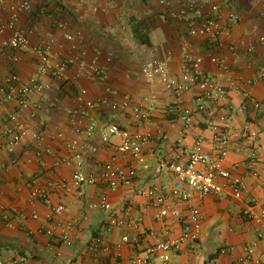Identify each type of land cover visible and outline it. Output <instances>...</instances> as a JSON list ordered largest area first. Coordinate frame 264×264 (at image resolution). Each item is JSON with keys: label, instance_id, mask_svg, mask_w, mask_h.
<instances>
[{"label": "crops", "instance_id": "crops-1", "mask_svg": "<svg viewBox=\"0 0 264 264\" xmlns=\"http://www.w3.org/2000/svg\"><path fill=\"white\" fill-rule=\"evenodd\" d=\"M21 1L0 0V89L14 74L23 82L29 80L40 59L34 49L42 41L51 43L50 52L57 61L68 60L70 65L62 78L45 79L43 90L28 98L27 108L20 113L28 122V135L12 152L0 148V214L7 209L11 216L9 222L0 216L1 256H27V264H100L102 259L118 264L138 253L136 247L122 242L124 229H103L108 216L105 211L90 208L99 200L103 185L84 186L81 197V190L72 184L75 168L60 164L67 154V141L74 139L73 128L97 121L99 128L118 124L151 135L144 149L147 165L139 168L135 191L120 188L108 195L116 208L129 209L133 218L142 220L145 230L159 232L166 223L155 220L150 200L138 189L146 185L170 190L173 176L162 166L176 159L179 141L187 149L201 141L205 150L217 157L216 137L221 130L229 131L224 167L244 178V195L236 199L227 187L222 197L212 195L202 202L195 199L203 214L202 235L194 248L175 256L171 264H240L249 247L256 249L260 264H264V243L251 221V215L264 209V0H208L191 12L190 17L201 22L211 15V6L217 5L216 16L223 25L232 15L237 17L230 35L216 43L189 35L187 21L177 15L178 1L184 0H170L169 7L160 0H27L30 11L21 9ZM16 30L27 34L28 47H4ZM214 56L226 62L227 72L210 62ZM186 57L202 58L204 72L227 86L234 83L226 97L205 112L196 110L194 99L201 94L198 87L176 97L159 80L150 81L141 74L142 64L156 58L166 61L171 75L180 78ZM97 73L106 77L104 82ZM82 91H86L85 101L95 104L129 100L133 107L144 105L151 111L150 120L138 123L131 109L89 108L78 101ZM187 108L195 111L188 128L179 119L180 109ZM16 109V99L0 91V114ZM159 130L166 138L158 135ZM251 133H257V138H251ZM61 134L65 138H60ZM118 143L115 138L112 145H105L98 130L87 152L85 171L98 173L113 158L129 164L117 153ZM252 169L259 175H249ZM38 176H43L44 186H58L51 202L66 210L57 220L78 221L72 246L52 248L46 234L52 226L50 208L40 202L29 204L30 182ZM34 212L38 219H33ZM172 226L176 235L182 232L177 221ZM97 237L110 245L108 252L88 251ZM143 242L148 245L152 239ZM117 246L122 255L119 259Z\"/></svg>", "mask_w": 264, "mask_h": 264}, {"label": "built area", "instance_id": "built-area-1", "mask_svg": "<svg viewBox=\"0 0 264 264\" xmlns=\"http://www.w3.org/2000/svg\"><path fill=\"white\" fill-rule=\"evenodd\" d=\"M159 2L166 7L171 5L170 0H160ZM207 2L208 0L178 1L177 15L180 20L187 21L188 33L191 37H199L216 43L222 37L230 35L232 26L237 22V17L232 15L229 23L223 25L216 16L219 13L217 5L211 6V15L201 22L190 17L191 12ZM21 3L22 10H29L30 5L27 0H22ZM261 41L264 42V38ZM29 43L27 34L16 30L13 36L4 43V47L20 49L28 47ZM51 47V43L47 41H42L35 47L34 50L40 59L34 74L28 81L23 82L18 75L14 74L1 87L2 94L16 99L17 109L5 116L0 114V148L12 152L28 135L30 130L28 122L20 116V113L28 106V98L35 92L43 90L45 79L49 77L60 79L68 70L70 61H57L51 55ZM111 60L108 58L109 62ZM210 62L223 72L229 70L226 62L219 57H211ZM183 63L184 69L180 78L171 75L166 61L156 58L146 60L142 64L141 74L147 80H159L165 89L176 97L198 87L201 94L194 99L197 112H205L211 105L222 101L229 88L234 87V83H229L227 86L214 76L204 72L201 69L202 58L186 57ZM98 77L101 81H105L106 77L103 75H98ZM85 95L86 91H82L78 96V101L89 108L109 105L114 112H127L131 109L132 115L138 123L148 124L150 120L151 111L144 105L133 107L129 100H125L123 103L109 104L107 101H101L95 104L92 101H85ZM258 106L259 103L256 104V107ZM194 113L195 111L190 108L180 109L179 119L186 128L193 124ZM98 130L101 133V141L105 145H112L115 138L119 139L117 153L130 161L129 164H122L113 158L102 165L98 173L88 174L85 171L87 152ZM73 134L75 135L74 139L67 141V154L60 159V164L75 168L72 184L81 190L79 193L81 197L84 196L82 191L84 186L103 185L99 200L91 203L90 208L101 209L108 214L103 224L105 231L124 229L122 242L131 244L138 249V253L134 257L127 261H120L118 264H171L175 256L194 248L202 235L203 214L201 208L194 203L195 199L202 202L212 195L222 197L227 187L236 199H242L244 195V178L224 167L230 147L229 131L221 130L216 137L217 157L206 151L201 141H197L191 149L184 148L182 141H179L176 159L162 166L168 168L172 173L170 190L146 185L138 189L141 196L150 200V204L155 210V220L166 223L163 231H147L143 227L142 220L133 218L129 214V209L125 212L111 203L108 191L120 188L135 191L139 168L147 165L144 149L150 143L151 135L140 131H131L128 127L118 124L99 128L97 121H93L85 127L75 126ZM158 135L162 139L166 138V133L162 130L158 131ZM59 137L65 138L62 134ZM250 137L256 139L257 133H251ZM48 151L49 149L45 150V152ZM261 151L264 155V145H262ZM249 175L258 176L259 172L252 169ZM220 180H223L225 184H222ZM42 181L43 176L31 179L29 204L33 206L40 202L50 208L51 213L48 220L52 222V226L47 229L46 234L53 242L52 248L72 246L74 244L72 235L76 232L78 221L68 220L62 223L57 220L66 210L63 205H52L51 194L58 186L56 184L44 186ZM65 187L67 186L65 185ZM179 204L186 205V208L180 209ZM0 216L6 221H10L11 216L7 209H4ZM32 216L33 219L39 218L36 212ZM87 219L88 217H85V220ZM176 221L182 225V232L179 235H176L172 226V223ZM251 221L256 225L257 235L264 243V209L259 215H251ZM145 238H151L152 242L144 245ZM117 248V259H119L122 255L119 251L120 246ZM110 249V245L102 237L94 238L88 246V251L94 253L108 252ZM28 260L27 256L5 259L0 254V264H27ZM239 263L260 264L256 249L249 247L247 254L239 260ZM100 264L107 263L102 259Z\"/></svg>", "mask_w": 264, "mask_h": 264}, {"label": "trees", "instance_id": "trees-1", "mask_svg": "<svg viewBox=\"0 0 264 264\" xmlns=\"http://www.w3.org/2000/svg\"><path fill=\"white\" fill-rule=\"evenodd\" d=\"M30 1V0H29ZM29 5H30V8H29V10H27V11H30L31 10V3H29ZM63 12V11H62Z\"/></svg>", "mask_w": 264, "mask_h": 264}]
</instances>
